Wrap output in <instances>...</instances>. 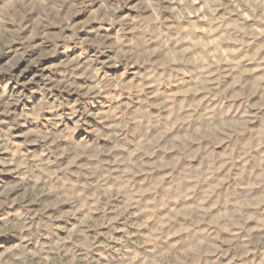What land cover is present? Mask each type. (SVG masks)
<instances>
[{
	"label": "clouds",
	"instance_id": "9594fccd",
	"mask_svg": "<svg viewBox=\"0 0 264 264\" xmlns=\"http://www.w3.org/2000/svg\"><path fill=\"white\" fill-rule=\"evenodd\" d=\"M0 264H264V0H0Z\"/></svg>",
	"mask_w": 264,
	"mask_h": 264
}]
</instances>
